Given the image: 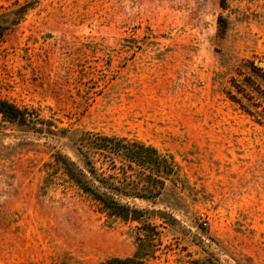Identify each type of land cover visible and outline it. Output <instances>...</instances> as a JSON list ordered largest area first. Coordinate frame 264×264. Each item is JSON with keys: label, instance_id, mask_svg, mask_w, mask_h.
Here are the masks:
<instances>
[{"label": "rangeland", "instance_id": "1", "mask_svg": "<svg viewBox=\"0 0 264 264\" xmlns=\"http://www.w3.org/2000/svg\"><path fill=\"white\" fill-rule=\"evenodd\" d=\"M0 24V95L43 128L0 120V264L125 259L153 226L142 264H264V118L247 111L264 113V0H0ZM84 130L174 156L161 197L128 199L150 226L45 186Z\"/></svg>", "mask_w": 264, "mask_h": 264}, {"label": "trees", "instance_id": "2", "mask_svg": "<svg viewBox=\"0 0 264 264\" xmlns=\"http://www.w3.org/2000/svg\"><path fill=\"white\" fill-rule=\"evenodd\" d=\"M5 29L0 24V37ZM31 111L29 107H20L0 95V120L42 132L43 128L38 126L39 118H35ZM247 111L259 121L264 118L263 112ZM75 144L78 151L76 160L61 152L52 154V160L46 163L45 186H49L50 181L60 185L67 183L100 211L125 221L141 223L142 227L150 226L151 223L144 218L145 211L132 205L128 199L157 200L161 197L168 180L178 174L174 156L136 137L93 130L78 134ZM154 231L153 226L151 231L139 233L141 247L132 257H114L98 264H142L144 258L154 257L157 248L153 242L159 239L155 235H160ZM235 263L243 264L240 260ZM192 264L222 263L210 253L204 259L193 260Z\"/></svg>", "mask_w": 264, "mask_h": 264}]
</instances>
